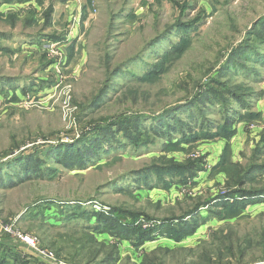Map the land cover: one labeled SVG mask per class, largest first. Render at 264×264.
<instances>
[{
	"label": "rangeland",
	"instance_id": "rangeland-1",
	"mask_svg": "<svg viewBox=\"0 0 264 264\" xmlns=\"http://www.w3.org/2000/svg\"><path fill=\"white\" fill-rule=\"evenodd\" d=\"M262 164L264 0H0L4 264H264Z\"/></svg>",
	"mask_w": 264,
	"mask_h": 264
},
{
	"label": "trees",
	"instance_id": "trees-1",
	"mask_svg": "<svg viewBox=\"0 0 264 264\" xmlns=\"http://www.w3.org/2000/svg\"><path fill=\"white\" fill-rule=\"evenodd\" d=\"M228 60H229V64H231V57ZM229 64L227 63V65L225 67H228ZM218 83H219V81H213L212 82V88L209 90V93L207 94V97L210 100H212V101L214 100L216 102H220L221 104L227 103V102L229 103L230 101L231 102H238L240 104V107L246 108L247 102L243 101L240 96H237V94H234V92L232 90H230L228 88H225V87H221V85H219ZM197 97L198 96H195V97L193 96V98L191 100H189L188 102H186L187 104L185 103L186 105H183L181 107L183 108V107H186V106L191 105L193 103L198 104V99L199 98H197ZM172 110L173 109L166 110L165 112L161 113V115H159L160 117L158 116L159 119H162V118L166 117L168 114H170V113H172V112L175 111V110H173V111ZM235 114L237 116L239 115L238 112H234L233 114H231V116H228V117L227 116H223V117H224V119L227 122H229L230 120L231 121H234V119L237 117V116L235 117ZM103 121H105V119H103ZM74 152H75V149L71 152V155L67 156V160H64L65 158H63V160H58V161L60 163L64 164V166H66L67 168L74 167L75 164H77V163H78L77 164V167L78 166H83L85 164V160L83 158H80V159L77 158V160H76L75 157H74L75 156L74 155ZM61 156H59V153H58V157H59L58 159H60ZM35 166L36 165L32 166V168L34 169L33 171H35V172L36 171H39V169L37 167H35ZM263 169H264V165L263 166H258L256 168L257 171H262ZM33 171H32V173L34 174ZM239 194H242L243 196H246L247 197V196H251V195L264 194V191H256V192H253V193L248 192V191H246V192L245 191H240ZM225 207H226V210L229 209L228 212H231V213L234 212V209L233 208H230L227 204H225ZM101 216L104 217L103 214H101ZM56 254H57V252H56ZM14 260H15V258L12 257V261H14ZM4 263H5V259L2 256L1 259H0V264H4Z\"/></svg>",
	"mask_w": 264,
	"mask_h": 264
},
{
	"label": "built area",
	"instance_id": "built-area-1",
	"mask_svg": "<svg viewBox=\"0 0 264 264\" xmlns=\"http://www.w3.org/2000/svg\"><path fill=\"white\" fill-rule=\"evenodd\" d=\"M18 239L22 241L28 248L33 250L35 255L40 258L42 264H71L56 256V253L50 249L44 248L39 245L35 237L25 234H18Z\"/></svg>",
	"mask_w": 264,
	"mask_h": 264
}]
</instances>
